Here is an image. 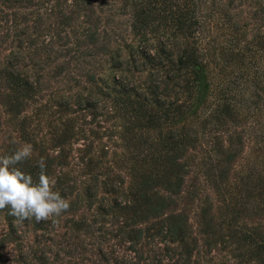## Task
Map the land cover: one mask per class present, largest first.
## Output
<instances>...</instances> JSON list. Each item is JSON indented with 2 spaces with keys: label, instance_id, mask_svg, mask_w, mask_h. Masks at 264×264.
<instances>
[{
  "label": "rangeland",
  "instance_id": "1",
  "mask_svg": "<svg viewBox=\"0 0 264 264\" xmlns=\"http://www.w3.org/2000/svg\"><path fill=\"white\" fill-rule=\"evenodd\" d=\"M194 4L201 6L204 14L203 27L195 36L197 49L205 53L204 58L222 67L221 76L229 77L232 68L241 63L240 57L231 55L236 49L228 47L232 43L231 28L238 25L241 32L238 38L243 44L251 41L252 34H264V0H167L161 11L164 19L153 21L157 26L154 25V31H147L148 26L144 31L132 28L133 9L129 0H0V18L13 22L12 31L11 28L5 31L6 25L0 20V59L10 57L12 63L22 64L21 70L36 72L41 77L37 100L23 105L24 110L18 115L7 111L6 102L12 93L0 80V174L9 170L12 162L17 161L18 165L22 160L32 167L44 168L47 173L44 190L37 198L23 203L47 228L20 225L22 255H18L19 250L12 240L5 239L0 247L3 264H105L103 256L119 261L120 256L133 254L124 249L126 246L113 244L115 216L102 215L94 209L99 202L106 204L112 200V195L104 192L106 186L121 177L127 180L134 147L126 138H135L140 133L153 142L163 134L166 125L143 129L130 122L113 107L112 93L105 97L104 82L115 79L126 86L132 84L149 96L147 93L163 81L162 74L168 68L150 67L147 62L142 68L140 62H135V70L133 62L127 58L132 49L144 42L158 48V40L164 37L157 32L163 29L169 32L173 28L170 19L177 11L194 14ZM141 33L146 34V41L141 40ZM176 35L168 36L173 43L172 54L178 52L175 45L181 46L179 37L174 38ZM260 52L262 48L254 54ZM263 52L258 57H264ZM87 76L92 79L87 80ZM94 96L98 98L96 102L91 100ZM62 100L66 101V106H59ZM85 102L94 106L86 107ZM237 119L233 126L227 122L226 131L222 127L216 129L217 136L224 138L225 132L241 130L242 156L253 155L257 145L247 128L249 119ZM21 125L22 130L29 133L27 139L21 137ZM66 128L70 132L58 140V134ZM208 129L206 126L204 132ZM63 186L69 189L61 193ZM86 186L96 191L89 209L80 193ZM204 194L211 202V212L218 218L216 222L221 224L220 236H214L215 246H201L199 242L188 264H214L223 260L229 264H258L244 256L245 247L240 249L243 255L235 256L236 250L227 251L233 246L221 242L229 228L236 224L249 230L261 228L260 213L241 211L236 218L228 216L224 208L230 205L227 198L222 199L212 192L209 185H205ZM207 203L193 200L184 205L193 233L199 229L195 225L199 221V209L206 208ZM79 217L88 227L73 225ZM5 229L0 215V234ZM141 251L139 264L180 263L178 250L172 246L146 245L141 246ZM20 258H24V263ZM173 259H176L174 263ZM107 262L112 264L113 261Z\"/></svg>",
  "mask_w": 264,
  "mask_h": 264
},
{
  "label": "trees",
  "instance_id": "2",
  "mask_svg": "<svg viewBox=\"0 0 264 264\" xmlns=\"http://www.w3.org/2000/svg\"><path fill=\"white\" fill-rule=\"evenodd\" d=\"M165 1L129 0L133 9L132 28L144 31L148 26L147 31L155 30L154 19L156 22L165 17L161 12L164 11L162 6ZM194 8V14L179 11L172 14L170 20L173 28L169 32L167 29L157 32L164 37L158 40V48L144 42L131 50L127 59L134 65L140 62L143 68L147 62L150 67L168 68L162 74L163 81L147 93L149 96L132 84L126 86L115 79L106 84L104 82L105 97L112 93L110 100L113 107L130 122L137 123L143 129L166 125L163 134L153 142L140 133L135 138H126V142L134 147L133 164L127 167V180L121 177L118 182L106 186L104 192L112 195V200L106 204L99 202L95 206L96 213L115 216L113 244L126 246L125 250L133 252L132 255L120 256L119 261L115 257L109 258L112 264H139L141 246L146 245L172 246L178 250L179 264H188L194 247L200 243L201 246H215L221 224L216 222L218 218L211 212L207 195H203L205 185H209L211 191L222 199L230 201V205L224 207L228 216L236 218L241 211L260 213L263 219L261 228L252 227L249 230L236 224L229 228L225 240L220 241L225 246H233L227 251L236 250L235 256L243 255L240 249L245 247L244 256H249L255 263L264 264V57H258L264 51V34H252L251 41L243 44L238 38L241 35L238 25L232 27V43L228 47L236 49L235 53L231 51V55L240 57L241 63L232 68L229 77L221 76L222 67L204 58L205 53L197 49L195 36L203 27L204 14L201 6L194 4ZM2 19L6 25L5 31L8 28L12 31L13 22ZM145 33L140 34L142 41H146ZM173 33L177 34L174 38L179 37L177 39L181 43V46L175 45L178 52L174 54L171 51L172 40H168ZM189 40L191 42L186 43ZM189 44H194V47ZM247 44L253 49H249ZM261 48L262 52L255 55L256 50ZM165 49L168 50L167 54L164 53ZM21 67L22 64L18 62L12 63L10 57L0 59V80L9 86L12 93L6 102V109L14 115L22 112L27 102L34 103L40 89V74L21 70ZM136 68L135 65L133 69ZM86 78L92 79L89 76ZM206 89L209 93L205 94ZM97 99L95 96L91 98L92 102ZM59 103V106L67 105L65 100ZM85 105L94 106L87 102ZM235 117L249 119L247 128L257 145L255 154L242 156L241 130L238 133L234 130L225 132L224 138L217 136L219 133L216 129L222 127L226 131L227 122L233 126L238 121ZM206 126L209 129L204 132ZM19 131L21 137L27 139L29 133L22 130V125ZM69 132L67 128L61 130L58 140ZM16 162H12L9 170L0 174V215L6 228L0 234V247L3 240H12L19 250L18 255H22L19 246L23 230L20 225L33 224L40 229L47 228L40 224L41 218L37 221L36 214L23 205L30 198H37L44 190L47 173L44 168L32 167L23 160L18 161V165ZM66 189L69 186L60 188V192L64 193ZM95 192V188L89 186L80 190L87 209L92 205ZM193 200L196 203L208 202L206 208L199 209V221L195 222L199 229L195 233L191 230L192 225L188 222L189 216L184 207ZM73 225L88 227L80 217L74 220ZM100 255L103 256L102 253ZM20 259L24 263V258ZM109 259L103 256L105 264H109ZM3 261L0 254V264ZM172 261L174 263L176 259ZM214 264L229 263L223 260Z\"/></svg>",
  "mask_w": 264,
  "mask_h": 264
}]
</instances>
